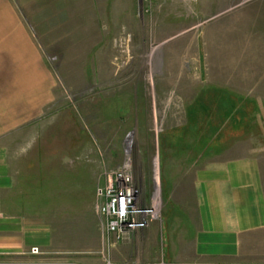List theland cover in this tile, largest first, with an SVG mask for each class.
Wrapping results in <instances>:
<instances>
[{"label": "rangeland", "instance_id": "rangeland-1", "mask_svg": "<svg viewBox=\"0 0 264 264\" xmlns=\"http://www.w3.org/2000/svg\"><path fill=\"white\" fill-rule=\"evenodd\" d=\"M2 1L0 142L26 173V201L51 207L42 220L59 246L90 248L83 239L97 236L104 242L96 191L120 167L130 166L143 203L157 196L163 220L171 212L169 190L193 171L191 160L226 146L264 149V0H120L114 19L106 4L99 24L105 34L91 26L101 45L88 51L76 50L74 35L72 44L44 36L31 17L47 14L49 1L8 0L19 20L1 15ZM18 23L39 39L57 80L50 102L20 126L15 117L24 98L46 94L23 92L27 69L3 34ZM125 39L127 50L120 47ZM33 247L41 253L32 254ZM54 253L31 245L23 255L0 254V264L69 259Z\"/></svg>", "mask_w": 264, "mask_h": 264}, {"label": "crops", "instance_id": "crops-1", "mask_svg": "<svg viewBox=\"0 0 264 264\" xmlns=\"http://www.w3.org/2000/svg\"><path fill=\"white\" fill-rule=\"evenodd\" d=\"M20 1L24 4L44 2ZM45 1L52 4L47 14L43 12L45 9L39 15L37 11L32 13L37 27L44 36L48 31L49 37L57 43L68 40L72 44L70 35L78 37L74 45L81 51L101 45L95 36L105 34V27L99 24L106 17V4L110 5L113 19L114 15L120 14L117 9L120 0H61L59 5L53 0ZM10 4L8 0L1 2L6 9L1 15L19 20V13ZM91 12L97 15L95 19L90 18ZM91 26L101 27V33L91 31ZM54 31H60V34ZM4 32L10 38L9 43L17 47L12 50L18 51V59L24 61L20 65L27 69L22 83L29 86L23 92L45 91L46 94L38 100L36 96L24 98L27 103L24 102L26 104L15 117L20 126L29 123L36 110L50 102V86L57 80L49 74L44 48L29 27L18 23ZM33 99L36 103H32ZM11 119L14 117L10 116L8 120ZM5 124L3 117L0 119L1 130ZM1 143L0 254L23 255L29 246L40 245L46 251L76 259L56 264H107L110 258L111 264H264V149L252 153L244 146L240 149L238 145L237 149L224 146L225 149L215 151L213 155L191 160L189 168L193 171L185 173L184 179L169 190L171 212L165 214L163 220L152 222L146 229L135 230L119 242L111 239L109 246L105 238L102 242L97 236L95 241L83 239L84 245L92 243L90 248H79L74 245L75 241L65 243L73 244V247L58 245L61 241L42 220L44 208L51 207L26 201V173L19 171V162ZM20 158L25 161V157ZM96 229L99 230L98 222Z\"/></svg>", "mask_w": 264, "mask_h": 264}, {"label": "built area", "instance_id": "built-area-1", "mask_svg": "<svg viewBox=\"0 0 264 264\" xmlns=\"http://www.w3.org/2000/svg\"><path fill=\"white\" fill-rule=\"evenodd\" d=\"M126 44V39L121 40L120 47L127 50ZM96 196L97 211L104 220V238L108 246L111 239L119 242L133 231L146 229L152 222L161 219V205L157 196L154 194L150 202L143 203L129 165L114 171L108 182L97 188ZM31 253L40 254L41 251L33 247ZM107 264H111V261L107 260Z\"/></svg>", "mask_w": 264, "mask_h": 264}]
</instances>
